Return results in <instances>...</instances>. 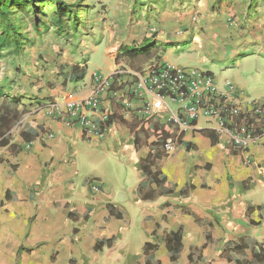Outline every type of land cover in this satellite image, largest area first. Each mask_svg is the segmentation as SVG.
I'll use <instances>...</instances> for the list:
<instances>
[{
  "label": "crops",
  "instance_id": "0c3cea01",
  "mask_svg": "<svg viewBox=\"0 0 264 264\" xmlns=\"http://www.w3.org/2000/svg\"><path fill=\"white\" fill-rule=\"evenodd\" d=\"M211 2L198 0L197 10L184 3L171 17L164 14L153 49L165 50L162 61L172 66L213 74L221 88L231 81L243 101L264 104V28L251 27L243 34L242 23L228 24L233 10L211 14ZM200 12L203 18L197 17ZM199 27L205 29L204 37ZM182 43L197 48L198 55L210 50V56L171 64L168 52H176L168 46L179 49ZM188 51L186 47L179 57ZM213 58L222 69L219 76L210 64ZM248 59L256 60V73L244 77L241 69ZM89 64L74 65L85 69L76 83L70 70L39 93L38 85L30 86L34 79L21 76V88L4 90L20 101L22 119L10 133V145L0 147V264H191V254L194 264L251 263L253 244L264 245V134L241 149L203 119L180 130L157 117L142 121L128 116L120 104L133 80L121 77L114 86L117 97L107 102L112 110L108 136L104 141L86 137L79 125L51 116L48 106L86 99L93 73L109 77L117 69L109 64L107 72L89 73ZM133 104L141 108L142 99L133 97ZM143 126L148 133H142ZM166 137L178 142L170 155L155 146ZM153 151L162 156L152 171L173 192L143 200L139 186L149 177L142 163ZM110 207L122 218L111 214ZM171 234L181 237L178 250L172 245L174 252L166 241ZM242 239L248 248L237 254L234 249Z\"/></svg>",
  "mask_w": 264,
  "mask_h": 264
},
{
  "label": "rangeland",
  "instance_id": "374dc122",
  "mask_svg": "<svg viewBox=\"0 0 264 264\" xmlns=\"http://www.w3.org/2000/svg\"><path fill=\"white\" fill-rule=\"evenodd\" d=\"M211 1V14L220 12L221 8L233 10L228 24L234 26L236 23H242L240 30L243 34L245 29L251 27L264 28V0ZM37 2L39 3H35L38 6L36 13H24L21 16L20 24L24 25V28L20 50H16L13 45L0 51V86L5 88L6 93L11 90V85H19L21 88L19 76L28 82L34 79L30 86L38 85L37 93L45 87L51 89L57 84L56 79L65 76L78 62L88 66L90 61L89 73L95 70L107 72L109 64L121 70L136 71L125 51H138L145 46L153 49V39L157 40L159 37L161 17L164 14L171 17L170 13H174L173 10L177 9L178 5L182 7L184 3L195 10L199 6L198 0H61V4L56 2V6L52 7L45 6L44 1ZM67 7L73 12L66 13ZM198 16L203 18V12ZM59 20L61 26L53 24V21L55 23ZM34 22H42L39 30L35 29ZM198 31L204 37L202 32L205 29L199 27ZM98 45L100 46L96 50ZM168 47L175 48L176 52H168V61L171 64H190L192 59H198L199 56H210V50L202 51V54L198 55L197 48H192L189 43L180 44L179 49H176L177 44ZM186 47L189 51L179 57ZM180 49L182 51H179ZM213 54L212 57L217 56L216 53ZM212 60L210 64L215 66L214 73L219 76L222 74V69L218 68L220 64L216 59ZM160 61L162 58H155L147 63H144V60L137 61V64L144 63L140 65L139 71ZM255 61H245L241 69L244 77L256 73ZM232 74L230 71L226 76L230 78ZM33 96L37 103V95Z\"/></svg>",
  "mask_w": 264,
  "mask_h": 264
},
{
  "label": "built area",
  "instance_id": "2783aa9c",
  "mask_svg": "<svg viewBox=\"0 0 264 264\" xmlns=\"http://www.w3.org/2000/svg\"><path fill=\"white\" fill-rule=\"evenodd\" d=\"M121 77L133 80L132 86L121 97V106L130 116L149 121L157 117L165 124L186 130L204 120L208 128L224 135L235 148L246 149L258 135L264 134V104L243 101L231 81L223 88L208 72L177 68L164 61L143 71L116 69L112 76L93 73V89L82 101L50 102L48 112L68 125H79L86 137L104 141L109 134L112 110L108 99H115L114 86ZM134 98L142 99L136 108ZM178 145L176 138L161 144L166 155ZM99 192L100 188H95Z\"/></svg>",
  "mask_w": 264,
  "mask_h": 264
},
{
  "label": "trees",
  "instance_id": "16d2710c",
  "mask_svg": "<svg viewBox=\"0 0 264 264\" xmlns=\"http://www.w3.org/2000/svg\"><path fill=\"white\" fill-rule=\"evenodd\" d=\"M44 1L45 6H56L57 3H62L61 0H40ZM37 0H0V51H3L5 49H9L15 46L16 50H20L22 43H20V39L22 38V30L23 26L20 24V21L22 20V15L24 13L32 15L33 13H36L38 11V6L36 4ZM32 6V8L30 7ZM76 6V5H74ZM72 9L69 10L68 7L66 9V13L70 14L72 13ZM57 15L59 13L57 12ZM59 19L60 16H57ZM40 23L34 22L35 29L39 30ZM54 25L61 26V21H53ZM163 52L165 50H161L159 47L152 49L149 46L148 47H142L139 48L138 51H125V54L129 57V60L131 62V66L133 68H136V71H139L141 69L140 65L147 63L148 61L154 60L155 58H162ZM145 57V58H144ZM144 60V63L137 64V61ZM71 74V81L72 82H79L84 78L85 69L80 68L78 66L72 67L71 71L69 72ZM68 73V75H70ZM115 89V88H114ZM5 88L3 86H0V147H7L10 145L9 136L14 128V126L19 123L22 119V115L18 111V106L20 101L16 98H10L7 95H5L4 92ZM172 125V124H169ZM151 126V125H149ZM155 131H157L159 128L155 127L153 128ZM142 133H148V130H146L143 126V129L141 130ZM23 138L29 140H33L34 137H31L25 133L22 134ZM172 138V137H171ZM170 137H166L165 140L159 142V144H156L155 146H160L161 144L167 141L168 139H171ZM140 136L137 135L136 138V145H139ZM11 149H14L16 151H20L19 147L16 146H10ZM161 154L153 151L146 160L142 163L143 172L146 176L149 177L148 180H144L141 182L139 186V194L143 198V200H153L156 199L159 196L162 195H170L172 194V190L167 186V181L160 179V173L159 172H153L152 167L155 165V162L157 159L161 158ZM152 185H155L157 187V190H154L152 188ZM192 189V188H191ZM188 189H185L182 191V195H186ZM111 208V214L116 215L117 218H122L120 214H114L112 207ZM167 246L171 252H174V249L172 245H175L176 250L180 247L181 237L179 234H171L168 235L166 238ZM151 248L150 244H147L146 249L149 250ZM248 248V244L245 243V241L242 239V243L239 244L234 250L237 254H244L245 250ZM252 253H253V261L251 263L237 260V264H264V245L262 244H253L252 246ZM173 260L175 259V255H173ZM191 264H194V254H191L190 256Z\"/></svg>",
  "mask_w": 264,
  "mask_h": 264
}]
</instances>
